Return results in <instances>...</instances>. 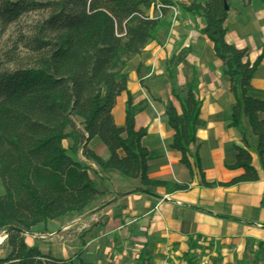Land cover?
Instances as JSON below:
<instances>
[{"label": "trees", "instance_id": "1", "mask_svg": "<svg viewBox=\"0 0 264 264\" xmlns=\"http://www.w3.org/2000/svg\"><path fill=\"white\" fill-rule=\"evenodd\" d=\"M195 1L186 9L204 19L202 35L212 43L215 58L226 68L230 92L235 98L230 127H238L243 117L257 139L259 160L264 156V102L247 98L250 82L264 52L253 64L246 52L224 42V3L209 0L204 7ZM246 5L250 0H242ZM153 0H0V33L22 18L39 15L28 36H21L20 51L6 58L9 69L0 68V232L12 231L1 246L8 252L0 264H69L42 256L29 248L21 233L70 214H82L99 198L88 173L89 168L73 161L80 149L83 160L101 172L114 171L125 180H138L143 188H160L168 193H185L189 185L150 181L147 163L151 157L141 146L146 130H135L132 103L121 73L126 64L154 40L160 27L143 15ZM264 5V0H261ZM180 56L175 65L182 61ZM126 96L124 125L112 120L116 100ZM171 98L180 106L178 116L166 106L167 126L173 132L170 150L180 155L179 164L192 176L200 175L198 160L191 166L190 150L195 143L200 103L187 85ZM81 121L83 133L77 127ZM70 131L66 134V131ZM70 139L66 151L62 142ZM97 139L107 151L102 160L88 150ZM235 163L228 170H242L243 176L227 186L256 182L250 157L235 148ZM222 187L221 185H217ZM140 264L145 262L140 261Z\"/></svg>", "mask_w": 264, "mask_h": 264}, {"label": "crops", "instance_id": "2", "mask_svg": "<svg viewBox=\"0 0 264 264\" xmlns=\"http://www.w3.org/2000/svg\"><path fill=\"white\" fill-rule=\"evenodd\" d=\"M208 1L196 0L195 5L204 7ZM192 2L153 0L151 7L142 12L146 18L158 21L160 27L154 40L121 73L126 77L135 114L134 128L146 130L141 146L151 157L148 179L189 185L188 192L143 188L138 180L122 179L114 171L101 172L81 158L79 149L76 156L89 168L88 175L100 198L80 215L70 214L48 223L46 226L66 223L50 235H28L33 242H25L27 247L69 264H170L169 258H178L191 247H204L201 250L208 255L207 264H264V156L260 161L257 139L246 119L242 117L238 127H230L236 103L226 68L215 58L212 43L202 35L204 19L186 11ZM157 5L173 10L157 11ZM226 5L224 42L245 51V61L253 64L264 52V5L261 0H250L248 5L242 0H228ZM182 55L183 60L175 65ZM187 85L195 90L200 103L189 162L194 167L193 157L198 160L204 183L211 188L202 186L196 168L190 177L179 164L180 155L169 149L174 134L167 126L165 109L170 103L181 115L171 93ZM247 98L264 102V59L256 68ZM125 101L126 96H120L111 113L118 128L124 125ZM259 119L264 120V114ZM80 124L77 120L76 127L83 133ZM72 146L70 139L62 142L66 151ZM87 148L96 157L107 158L106 149L97 139ZM235 148L249 155L256 182L227 186L244 174L242 170H228L235 163ZM73 215L75 218H71ZM69 229L74 230L72 237L66 236L64 246H59L58 236L61 232L67 235ZM73 234L77 238L72 240L75 245H70ZM7 255L0 247V260Z\"/></svg>", "mask_w": 264, "mask_h": 264}, {"label": "rangeland", "instance_id": "3", "mask_svg": "<svg viewBox=\"0 0 264 264\" xmlns=\"http://www.w3.org/2000/svg\"><path fill=\"white\" fill-rule=\"evenodd\" d=\"M10 1H18V0H10ZM36 1H41V0H36ZM39 15L36 14H30L24 18H22L17 24L9 27L7 31L4 33H0V68L2 70L4 69H9V65H6V58L9 56V54L14 52V48L18 49V52L21 50L20 46L18 45V41L21 36H28L30 30L32 27L35 25V23L39 20ZM68 156L73 160V161H78L81 164V159L78 158L76 155L73 154H68ZM3 196V189L0 183V197ZM75 215L71 218H75ZM61 222V223H60ZM57 222L55 225H48L45 227H37L34 230L31 231V233L26 234V235H33V236H48L52 232L57 231L59 228L64 227L66 225L65 222L60 221ZM74 232V230H68L67 235L65 232H61L60 236H58L59 246H64L63 241L64 238L67 237H72L71 233ZM7 231L0 232V239L3 238L6 235ZM70 234V235H69ZM77 234H73V238L69 239L70 245H75V242H72V240L75 241L77 238ZM24 242L27 244H30L33 242V240L29 236H23ZM41 242H46V241H39L38 243ZM72 242V243H71ZM46 245V244H45ZM3 246V244L0 245V247ZM204 247H199V249L195 250V247H191L187 253L179 255L180 257H172L169 258L168 262L171 264H207L209 263L208 261V255L206 251L201 250ZM146 261L151 260L154 261L153 259H145Z\"/></svg>", "mask_w": 264, "mask_h": 264}, {"label": "water", "instance_id": "4", "mask_svg": "<svg viewBox=\"0 0 264 264\" xmlns=\"http://www.w3.org/2000/svg\"><path fill=\"white\" fill-rule=\"evenodd\" d=\"M227 10H228L227 5H226V3H224V11L227 12ZM12 231H14V230H9V231H7L6 235L4 236V241L6 240V238L8 237V235H9ZM21 235H22V236H28V235H26V234H24V233H21Z\"/></svg>", "mask_w": 264, "mask_h": 264}, {"label": "built area", "instance_id": "5", "mask_svg": "<svg viewBox=\"0 0 264 264\" xmlns=\"http://www.w3.org/2000/svg\"><path fill=\"white\" fill-rule=\"evenodd\" d=\"M155 8H156L157 11H161V10H170V11H172L173 10V8H171V7H166V6H162V5H157Z\"/></svg>", "mask_w": 264, "mask_h": 264}, {"label": "bare ground", "instance_id": "6", "mask_svg": "<svg viewBox=\"0 0 264 264\" xmlns=\"http://www.w3.org/2000/svg\"><path fill=\"white\" fill-rule=\"evenodd\" d=\"M4 243V237L0 239V245Z\"/></svg>", "mask_w": 264, "mask_h": 264}]
</instances>
